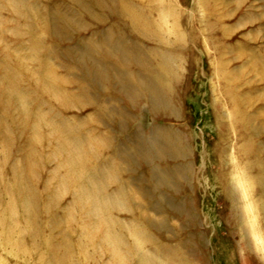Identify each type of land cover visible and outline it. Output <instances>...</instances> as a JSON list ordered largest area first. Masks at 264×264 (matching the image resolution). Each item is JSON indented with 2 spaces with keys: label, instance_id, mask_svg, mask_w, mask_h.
<instances>
[{
  "label": "rangeland",
  "instance_id": "rangeland-1",
  "mask_svg": "<svg viewBox=\"0 0 264 264\" xmlns=\"http://www.w3.org/2000/svg\"><path fill=\"white\" fill-rule=\"evenodd\" d=\"M0 264H264V0H0Z\"/></svg>",
  "mask_w": 264,
  "mask_h": 264
},
{
  "label": "bare ground",
  "instance_id": "bare-ground-1",
  "mask_svg": "<svg viewBox=\"0 0 264 264\" xmlns=\"http://www.w3.org/2000/svg\"><path fill=\"white\" fill-rule=\"evenodd\" d=\"M129 12H132V13H133L134 11H129ZM138 16H139V18H137V19H139V20H138V24H142V22H144L145 20H144V18H143L141 15H139V14L136 15L135 18L138 17ZM141 26H142V25H141ZM144 27H145V26H144ZM145 30H146V29H145Z\"/></svg>",
  "mask_w": 264,
  "mask_h": 264
}]
</instances>
